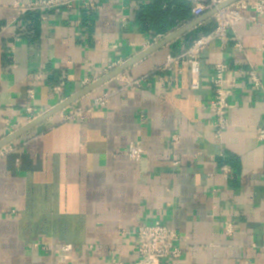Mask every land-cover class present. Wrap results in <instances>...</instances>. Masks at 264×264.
I'll list each match as a JSON object with an SVG mask.
<instances>
[{
  "label": "crops",
  "instance_id": "crops-1",
  "mask_svg": "<svg viewBox=\"0 0 264 264\" xmlns=\"http://www.w3.org/2000/svg\"><path fill=\"white\" fill-rule=\"evenodd\" d=\"M30 1L0 0V142L193 28L0 149V264H137V229L155 222L180 237V258L162 264H264V97L234 73L253 66L264 82L261 19L213 42L194 77L186 65L163 67L214 30L213 15L199 23L213 11L160 33L138 19L155 0H102L94 13L75 0L46 20L20 12ZM221 62L233 108L217 137L210 77ZM107 92L105 108L63 120ZM133 142L145 150L138 162L125 155Z\"/></svg>",
  "mask_w": 264,
  "mask_h": 264
},
{
  "label": "built area",
  "instance_id": "built-area-1",
  "mask_svg": "<svg viewBox=\"0 0 264 264\" xmlns=\"http://www.w3.org/2000/svg\"><path fill=\"white\" fill-rule=\"evenodd\" d=\"M75 0H32L22 5L19 10L21 13L35 11L41 14V19L46 20L49 11H56L63 7H71ZM81 3L84 11L98 12L102 8V0H77ZM191 4L192 16L197 18L202 16L207 11L216 12L213 18L216 21V27L213 31L201 35L196 38L191 45L183 53L175 56H168L167 62L163 70H170L175 66L183 65L191 69L193 76H197L200 72L199 60L202 53L213 43L220 42L226 45L229 41L228 32L233 30L235 25L241 21L251 23H261L264 26V0H237L225 7L222 5L232 0H185ZM242 11L250 12L246 18L242 15ZM235 47L243 52V47L238 38H234ZM230 72V66L227 63L221 62L215 66L210 77V82L214 87L213 101L210 103V111L214 117V132L217 137L229 127V113L233 108L231 98L233 96L232 89L227 87L226 76ZM235 75L243 77L250 82V86L259 91L264 97V82L257 69L253 66L246 70L235 71ZM140 85V81H134L129 84L131 89ZM192 87H198V83L194 82ZM59 90V89H57ZM33 92L30 91V98L33 99ZM112 93H104L96 97L88 107H71L69 112L63 115L64 121H82L86 113L93 112L96 109L105 108ZM27 112L31 115L36 113V110L31 106L27 108ZM256 138L259 142H264V127L258 128ZM7 150L2 151L5 154ZM145 153L144 148L139 142L131 143L125 155L131 161L138 162L142 159ZM222 173L230 174V168L223 166ZM137 240V264H162L166 261H176L181 256V249L178 246L180 240L179 234L165 226L160 222L152 224H141L136 232ZM71 246H64L63 252H70ZM242 264H250L244 262Z\"/></svg>",
  "mask_w": 264,
  "mask_h": 264
},
{
  "label": "water",
  "instance_id": "water-1",
  "mask_svg": "<svg viewBox=\"0 0 264 264\" xmlns=\"http://www.w3.org/2000/svg\"><path fill=\"white\" fill-rule=\"evenodd\" d=\"M237 1V0H232L224 5H222L221 7H225L228 4ZM216 12V10L213 11V13H211L210 15L206 16L205 18L201 19L199 21V23H201L202 21L210 18L212 15H214V13ZM193 27H185L183 29H180L179 31L171 34L170 36H168L164 41H162L161 43H159L158 45H156L155 47H153L152 49H150L149 51L145 52L144 54L132 59L130 62H128L126 65H124L123 67H121L120 69L116 70L115 72H113L111 75H109L108 77L102 79L101 81L95 83L94 85H92L90 88L84 90L83 92L79 93L78 95L72 97L71 99H68L66 101H64L63 103H61L58 107H56L54 110H52L51 112L39 117L38 119L34 120L33 122H31L30 124H28L27 126L23 127L21 130L17 131L16 133L10 135L8 138H6L4 141L0 142V149L6 145H8L9 143L13 142L14 140L18 139L20 136L26 134L27 132H29L30 130L34 129L35 127H37L38 125H40L41 123H43L45 120H47L48 118H50L51 116L57 114L58 112L62 111L63 109L69 107L70 105H72L73 103H75L76 101H78L80 98H82L83 96L89 94L90 92H92L94 89H96L97 87L101 86L103 83H105L106 81H108L109 79L115 77L116 75H118L119 73L124 72L125 70H127L128 68L132 67L134 64H136L137 62L141 61L142 59H144L145 57H147L148 55L154 53L155 51L163 48L164 46L168 45L169 43H171L172 41L176 40L177 38L183 36L184 34H186L190 29H192Z\"/></svg>",
  "mask_w": 264,
  "mask_h": 264
},
{
  "label": "trees",
  "instance_id": "trees-1",
  "mask_svg": "<svg viewBox=\"0 0 264 264\" xmlns=\"http://www.w3.org/2000/svg\"><path fill=\"white\" fill-rule=\"evenodd\" d=\"M166 2L167 8L162 10L161 3ZM191 14V4L185 0H155L147 6L138 19L144 27L155 32L166 33L170 29L184 23Z\"/></svg>",
  "mask_w": 264,
  "mask_h": 264
}]
</instances>
